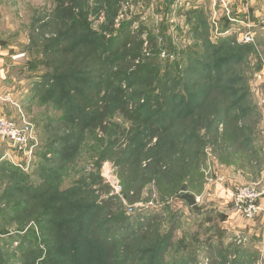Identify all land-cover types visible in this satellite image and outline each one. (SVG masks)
I'll return each mask as SVG.
<instances>
[{"label":"rangeland","instance_id":"1","mask_svg":"<svg viewBox=\"0 0 264 264\" xmlns=\"http://www.w3.org/2000/svg\"><path fill=\"white\" fill-rule=\"evenodd\" d=\"M180 1L0 0V117L29 139L0 151V264H104L106 242L109 264H214L209 244L234 264L221 237L235 210L216 193L247 184L222 180L243 164L262 178L264 4L239 0L231 30L223 0L190 16ZM126 28L143 30L139 62L102 51ZM89 46L105 61L97 84L79 66ZM82 85L106 107L95 128L74 102Z\"/></svg>","mask_w":264,"mask_h":264},{"label":"crops","instance_id":"2","mask_svg":"<svg viewBox=\"0 0 264 264\" xmlns=\"http://www.w3.org/2000/svg\"><path fill=\"white\" fill-rule=\"evenodd\" d=\"M206 1L207 0H181L179 3L180 9L182 8L181 4L184 5L185 8L181 9L180 11H182L183 15L187 14L188 16H190L191 13L192 14L197 13L198 9H200L203 6H206L208 3ZM222 3H223V8L224 9L226 8L227 12L230 11L231 16L233 17L232 19L229 20V23H231V30H232L233 25H235V27L238 25L236 24V22L238 19L240 7H243V4L239 0H223ZM246 3H247L246 5L248 6L250 5L249 7L251 8V10H254L258 4H264V0H247ZM261 10L264 12V8H261ZM227 28L228 25H225L223 29L225 30ZM6 60L7 57L0 50V94L3 95L7 94L4 91L8 90L7 89L8 85L6 84V80L8 79L9 75L7 70H3L4 69L3 62H5ZM0 105H2V107L11 106V104H9L8 101L5 100L4 103L3 99L1 98H0ZM5 145H6L5 143L0 142V151L2 147L4 148ZM261 157L264 163V152L262 153ZM239 168L241 169L240 172L242 173V176L238 179V177H236L235 174H232L231 171L229 172L230 174L229 177L228 176L223 177L222 179L223 184L226 186V183H228V186H230L229 190H232L231 186L233 183H247L243 186H248V185H252L250 184L251 181L256 182L259 190L262 191V193L258 197L257 204L260 206V208L264 209V164H263V171L262 173L260 172L259 174L262 176V178L258 180H255L253 179V176H250L252 173L251 165L243 164L239 166ZM226 178L228 179L226 183H224V180H226ZM221 189L222 190H220L219 193H216V197H218V199L220 200L217 206H219V208L220 206L229 207V205L232 204V200H230L227 190H225L224 188ZM220 212L221 214H224V210H220ZM224 219L225 220H223V223L225 225L228 224L230 234L228 235L227 233L226 235L228 236L226 237L222 236L221 242L223 244L230 242L235 243L234 244L235 248L233 249V254H232L234 260L233 263L252 264L253 262H256V264L257 263L260 264L262 261L263 262L262 264H264V227L261 223V217H259L255 221H247L243 219L240 215H238L235 211L234 212L230 211L227 216L224 214ZM229 246H233V244H229Z\"/></svg>","mask_w":264,"mask_h":264},{"label":"trees","instance_id":"3","mask_svg":"<svg viewBox=\"0 0 264 264\" xmlns=\"http://www.w3.org/2000/svg\"><path fill=\"white\" fill-rule=\"evenodd\" d=\"M63 2H66V0H62L61 6L63 7ZM142 33L143 30L138 29L137 32H132L131 29L126 28L124 29L121 34L118 36L117 40L115 43H111L108 47L106 44L102 42L101 47L102 51L106 52V49H110L112 51V55H117L118 53L122 55L123 58H126L129 62L131 63H136L142 60L143 55V47L145 45V41L142 38ZM79 66L80 68L87 67L91 69L90 73L91 76L93 77V82L94 84H97L102 77L104 73V66H105V61L102 56L97 51V48H94L93 46H89L84 48L81 53L79 54ZM83 86V85H82ZM84 90L82 94H76L73 96L75 99V104L79 108V111H81L84 114L90 115L92 123V127L95 128L97 125H101L103 122V116L96 114V111L98 110H106L105 105L101 104L102 100L100 98V93L99 90L97 89L98 87H93L90 88V86L84 87ZM77 116V115H75ZM81 121V120H80ZM79 123L81 124V122ZM217 136H213L212 138V144L215 145L217 141ZM44 191L47 190V185L43 184L42 187ZM128 236L133 234V230H130ZM98 240L99 237L97 238ZM124 239V238H122ZM118 243V242H115ZM115 243H111L109 246L107 245V242L104 244L103 249H104V255L102 257L103 263L104 264H109V261L111 259V253L115 247ZM213 244H209L208 246V254L210 256V259L213 260L214 264H225L227 255H225V252L222 250H213ZM30 249V244L27 246V250ZM216 254V255H215ZM124 258L127 257H135L133 254V248L130 246H125L124 252H123ZM216 259V260H215Z\"/></svg>","mask_w":264,"mask_h":264},{"label":"built area","instance_id":"4","mask_svg":"<svg viewBox=\"0 0 264 264\" xmlns=\"http://www.w3.org/2000/svg\"><path fill=\"white\" fill-rule=\"evenodd\" d=\"M248 41L250 38H246L244 43ZM28 140L25 131L17 130L12 122L0 117V142L16 148L18 152H24ZM258 197L259 194L253 185L240 186L231 195L232 206L235 212L247 221H255L261 217L264 227V209L257 204Z\"/></svg>","mask_w":264,"mask_h":264},{"label":"water","instance_id":"5","mask_svg":"<svg viewBox=\"0 0 264 264\" xmlns=\"http://www.w3.org/2000/svg\"><path fill=\"white\" fill-rule=\"evenodd\" d=\"M178 198L185 201L188 206H193L196 204V199L190 194L179 195Z\"/></svg>","mask_w":264,"mask_h":264}]
</instances>
